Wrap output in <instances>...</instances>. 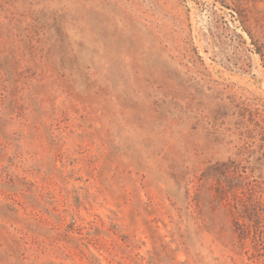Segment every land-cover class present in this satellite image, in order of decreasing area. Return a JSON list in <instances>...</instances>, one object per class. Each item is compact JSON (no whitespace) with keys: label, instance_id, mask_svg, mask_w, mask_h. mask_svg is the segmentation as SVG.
Masks as SVG:
<instances>
[{"label":"rangeland","instance_id":"obj_1","mask_svg":"<svg viewBox=\"0 0 264 264\" xmlns=\"http://www.w3.org/2000/svg\"><path fill=\"white\" fill-rule=\"evenodd\" d=\"M0 264H264V0H0Z\"/></svg>","mask_w":264,"mask_h":264}]
</instances>
